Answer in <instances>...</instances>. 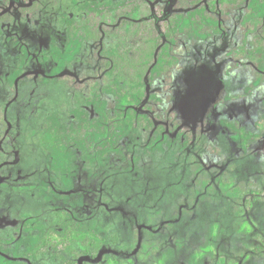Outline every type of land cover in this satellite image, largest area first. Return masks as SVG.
I'll use <instances>...</instances> for the list:
<instances>
[{
  "label": "rangeland",
  "instance_id": "1",
  "mask_svg": "<svg viewBox=\"0 0 264 264\" xmlns=\"http://www.w3.org/2000/svg\"><path fill=\"white\" fill-rule=\"evenodd\" d=\"M75 262L264 264V0H0V264Z\"/></svg>",
  "mask_w": 264,
  "mask_h": 264
},
{
  "label": "trees",
  "instance_id": "2",
  "mask_svg": "<svg viewBox=\"0 0 264 264\" xmlns=\"http://www.w3.org/2000/svg\"><path fill=\"white\" fill-rule=\"evenodd\" d=\"M147 38L140 44L138 49L134 52L132 57H128V54L121 52L120 56H112L110 64L117 67L120 70L125 71L132 81H138L140 76H143L146 72L148 65L153 56L155 50V44L158 36L154 35L153 30H147L145 32ZM247 206H250L251 202L246 200ZM77 264V262H75Z\"/></svg>",
  "mask_w": 264,
  "mask_h": 264
}]
</instances>
